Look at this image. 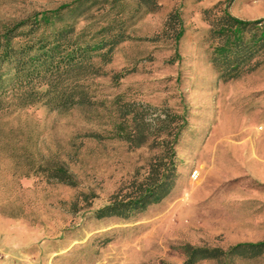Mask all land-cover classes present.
I'll return each mask as SVG.
<instances>
[{
	"label": "rangeland",
	"instance_id": "obj_1",
	"mask_svg": "<svg viewBox=\"0 0 264 264\" xmlns=\"http://www.w3.org/2000/svg\"><path fill=\"white\" fill-rule=\"evenodd\" d=\"M218 1L159 0L149 12L131 0H0V31L44 16L65 26L74 47L126 37L99 75L80 82L87 102L66 110L18 107L15 69H2L0 264H182L186 246L264 242V57L252 71L220 78L200 16ZM229 11L264 19V0H234ZM170 14L176 22L165 26ZM170 112L187 126L169 193L128 217L98 218L145 176L157 153L154 129ZM134 116L148 139L137 148L117 137ZM232 264H264V255Z\"/></svg>",
	"mask_w": 264,
	"mask_h": 264
},
{
	"label": "trees",
	"instance_id": "obj_2",
	"mask_svg": "<svg viewBox=\"0 0 264 264\" xmlns=\"http://www.w3.org/2000/svg\"><path fill=\"white\" fill-rule=\"evenodd\" d=\"M131 1L135 7L149 12L157 11L160 7L159 0ZM201 1L205 0H198ZM233 3L234 0L218 1L200 11L201 19L208 25L205 35L209 46L208 59L223 81L254 70L260 64L258 59L264 57V19L244 21L234 17L229 11ZM169 21L176 22L173 14L168 16L165 26H168ZM52 22V19L42 16L31 23L6 26L0 31V77L5 65L15 69L16 75L12 81L17 87L13 88L12 95L16 96L14 100L18 107L42 104L52 111H61L86 103L85 88L80 82L99 75L102 64L111 60L113 48L126 40L125 34L118 31L111 35L108 42L101 41L92 47H74L73 41L66 37L68 31L65 32V26L53 27ZM173 30L176 39L184 32L181 23L174 25ZM25 34L35 36L23 41L21 36ZM104 50L106 52L99 57L101 63H94V53ZM158 121L152 139L154 145L151 147L157 153L150 159L145 176L137 181L134 189L132 187L124 198L115 199L99 209L96 212L98 218L128 217L132 211L142 210L150 202H159L171 190L177 169L175 148L187 126V120L184 114L170 112ZM123 122L129 123V128H122L125 131L119 128L121 133H118V138L136 148L147 144L143 121L140 122L134 116L130 120L123 119ZM64 175L60 169L57 175L60 180L64 181ZM184 254L185 261L182 264H196L205 260L232 264L235 258L264 255V242L237 244L226 251L186 246Z\"/></svg>",
	"mask_w": 264,
	"mask_h": 264
}]
</instances>
